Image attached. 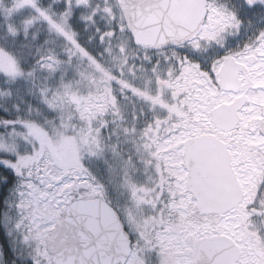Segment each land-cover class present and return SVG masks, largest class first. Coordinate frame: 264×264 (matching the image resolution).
<instances>
[{
    "label": "snow or ice",
    "instance_id": "6c2138e0",
    "mask_svg": "<svg viewBox=\"0 0 264 264\" xmlns=\"http://www.w3.org/2000/svg\"><path fill=\"white\" fill-rule=\"evenodd\" d=\"M0 264H264V0H0Z\"/></svg>",
    "mask_w": 264,
    "mask_h": 264
}]
</instances>
